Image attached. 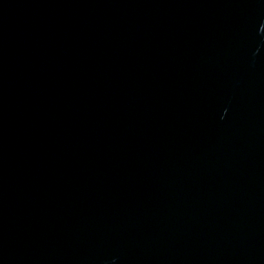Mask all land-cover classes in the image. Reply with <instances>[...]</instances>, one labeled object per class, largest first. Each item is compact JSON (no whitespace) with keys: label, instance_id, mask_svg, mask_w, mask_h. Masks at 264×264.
Masks as SVG:
<instances>
[{"label":"water","instance_id":"obj_1","mask_svg":"<svg viewBox=\"0 0 264 264\" xmlns=\"http://www.w3.org/2000/svg\"><path fill=\"white\" fill-rule=\"evenodd\" d=\"M0 264H264V0H0Z\"/></svg>","mask_w":264,"mask_h":264}]
</instances>
